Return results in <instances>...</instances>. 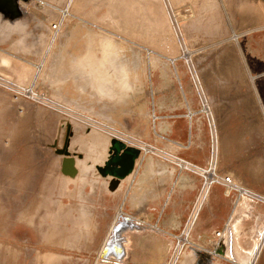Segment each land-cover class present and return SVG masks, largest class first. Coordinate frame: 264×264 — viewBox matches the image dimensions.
Segmentation results:
<instances>
[{
    "label": "rangeland",
    "instance_id": "obj_1",
    "mask_svg": "<svg viewBox=\"0 0 264 264\" xmlns=\"http://www.w3.org/2000/svg\"><path fill=\"white\" fill-rule=\"evenodd\" d=\"M20 4V19L1 23V77L53 99L73 86L75 61H124L131 75L146 76L149 90L161 94L162 113L174 119L152 138L157 149L200 173L202 193L184 240L142 249L136 264H264V201L208 185L214 172L231 174L245 187L241 192L264 196V1ZM0 6L8 16L17 9L11 0H0ZM32 94L0 82V264H128L110 257L124 243L115 244L111 234L104 240V220L91 222V213L74 210L78 200L60 188L69 178L56 148L65 141L64 123L74 125V116ZM93 132L103 143V133ZM70 140V150L80 153L87 139ZM205 204V212L214 211L210 225L221 227L222 235L190 242Z\"/></svg>",
    "mask_w": 264,
    "mask_h": 264
},
{
    "label": "crops",
    "instance_id": "obj_2",
    "mask_svg": "<svg viewBox=\"0 0 264 264\" xmlns=\"http://www.w3.org/2000/svg\"><path fill=\"white\" fill-rule=\"evenodd\" d=\"M19 8L22 10L21 4ZM3 18L0 12V28ZM126 64L105 59L77 60L73 86L51 100L60 113L74 116V135L87 139L81 145L84 157L77 159L79 172L74 177L65 175L69 181L65 177V186L60 188L65 193L72 191L78 200L74 210L91 213V222L104 220V240L111 234L115 244L124 243L121 251L111 249L110 257L136 264L139 259L135 254L142 249L184 240L202 179L197 170L181 164L177 156L157 149L152 138L174 119L162 113L158 102L161 94L149 90L146 76L131 75ZM96 130L105 136L103 143L97 139L99 133L93 135ZM112 136L141 149L134 171L114 190L109 187L114 177L103 176L98 170L108 157ZM205 209L206 204L192 225L187 237L190 242H206V236L216 237L221 229L210 225V212L214 211ZM119 216L121 221L112 228ZM225 225L224 217L222 229Z\"/></svg>",
    "mask_w": 264,
    "mask_h": 264
},
{
    "label": "water",
    "instance_id": "obj_3",
    "mask_svg": "<svg viewBox=\"0 0 264 264\" xmlns=\"http://www.w3.org/2000/svg\"><path fill=\"white\" fill-rule=\"evenodd\" d=\"M9 1V0H2ZM264 1V0H263ZM16 3V10L9 16L5 10L0 6V12L3 13L4 18L14 20L21 14L20 0H11ZM3 10V11H1ZM64 125L66 128L65 141L62 147H57L56 152L63 156L61 163V171L65 175L72 177L76 176L79 172L77 166V159L83 158V153L72 152L70 150L71 140L70 137L74 135V128L70 121H66ZM141 149L135 145L128 144L124 139L119 136H112L110 139L109 154L103 165L98 166L100 174L103 176L111 175L114 178L110 181V189L114 190L121 179L132 173L135 169L136 159L140 156ZM78 156V158L76 157ZM103 258L108 256L102 253Z\"/></svg>",
    "mask_w": 264,
    "mask_h": 264
},
{
    "label": "built area",
    "instance_id": "obj_4",
    "mask_svg": "<svg viewBox=\"0 0 264 264\" xmlns=\"http://www.w3.org/2000/svg\"><path fill=\"white\" fill-rule=\"evenodd\" d=\"M55 27L57 26V24L54 25ZM0 82L1 83H4L5 85H8L10 86V88H12L13 90L17 91V92H20V93H30L32 94L31 91H27V89H22L21 84L17 85L18 83H15V82H12V81H9L7 79H4L3 77L0 76ZM23 86V85H22ZM26 87H29V86H26ZM23 90V91H21ZM34 90V89H33ZM33 97H36L40 100H43L42 102H49L52 101L49 97H47L46 95L43 96V98L37 94V92H35L34 94H32ZM48 100V101H47ZM179 158V157H178ZM184 161V159H183ZM215 174L213 175L212 179L208 181V178L206 177L205 180H204V183H203V186H202V189H204V186L208 183L209 187H211L213 184L215 183H219V184H222L223 186H225L226 190L228 193H231V192H238L239 194L242 195L241 193V188H242V185H240L236 180L235 178L233 177V175L231 174H224V175H221L217 172H214ZM202 191V190H201ZM202 192H200L199 196L197 197L196 199V203H195V206L194 208L196 207L197 203L199 202L200 200V195H201ZM245 194L251 196V197H256L257 199H261L264 201V196L263 195H260L258 193H256L255 191L251 190V189H248L247 188V192H244ZM216 235L217 236H221L222 235V231L221 230H218L216 232Z\"/></svg>",
    "mask_w": 264,
    "mask_h": 264
},
{
    "label": "flooded vegetation",
    "instance_id": "obj_5",
    "mask_svg": "<svg viewBox=\"0 0 264 264\" xmlns=\"http://www.w3.org/2000/svg\"><path fill=\"white\" fill-rule=\"evenodd\" d=\"M238 201L240 202V200H238ZM239 206H240V203L237 204L236 207L234 208L233 213H232V216H233L234 213L238 210ZM233 224H235V223H233ZM262 231H263V230H262ZM262 231H261V233H262ZM231 233H232V231H231ZM261 233L259 234L258 240H259V238H260ZM228 238H229V236H228L227 234L223 235V242H224V241H228ZM258 243H259V242H258ZM254 249H255V248H254ZM253 251H254V250H253ZM252 253H253V252H252ZM252 253H248L249 256H251Z\"/></svg>",
    "mask_w": 264,
    "mask_h": 264
},
{
    "label": "bare ground",
    "instance_id": "obj_6",
    "mask_svg": "<svg viewBox=\"0 0 264 264\" xmlns=\"http://www.w3.org/2000/svg\"><path fill=\"white\" fill-rule=\"evenodd\" d=\"M214 174H215V173H214ZM214 174H213V175H214ZM242 187H243V186H242ZM243 188H245V187H243ZM246 189H247V188H246ZM241 193H242V195H244V194H245L244 192H241ZM245 195H246V194H245ZM239 203H240V202H238V204H239ZM113 228H114V227H113Z\"/></svg>",
    "mask_w": 264,
    "mask_h": 264
}]
</instances>
